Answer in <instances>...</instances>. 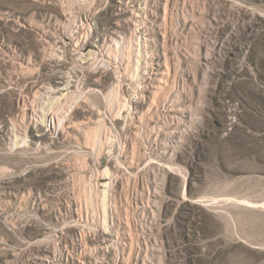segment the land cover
<instances>
[{
  "label": "rangeland",
  "instance_id": "obj_1",
  "mask_svg": "<svg viewBox=\"0 0 264 264\" xmlns=\"http://www.w3.org/2000/svg\"><path fill=\"white\" fill-rule=\"evenodd\" d=\"M0 264H264V0H0Z\"/></svg>",
  "mask_w": 264,
  "mask_h": 264
},
{
  "label": "bare ground",
  "instance_id": "obj_2",
  "mask_svg": "<svg viewBox=\"0 0 264 264\" xmlns=\"http://www.w3.org/2000/svg\"><path fill=\"white\" fill-rule=\"evenodd\" d=\"M82 30H85V33L87 34L88 33V31L86 30V28L85 27H82L81 28ZM88 35V34H87ZM88 37V36H87ZM117 41V40H116ZM118 51V50H117ZM115 53V52H114ZM118 58V57H117ZM109 62V61H108ZM159 64V63H158ZM164 65H165V63H163ZM136 66V65H135ZM159 66V65H158ZM157 68V67H156ZM117 69V68H116ZM161 69H162V67H160V69H158V72H156L154 75V77H152L150 74L152 73L149 69H147L146 68V66H142V65H139V66H137L136 67V69L135 70H139V73H140V70L143 72L142 74H141V77L139 78L140 79V81H139V83L140 84H138L137 86H136V92H138V94H139V96H137V98H136V100H134V101H132V102H135V104L134 103H131V101L130 100H128V105H129V108H131V110H132V106L133 107H137L138 108V105H139V103H143V104H147V103H149V101H148V99H149V97H150V95L152 96V94H154L153 95V99H150V100H152V103L154 104L155 103V100H156V96L159 94V93H161L162 91H163V89L165 88V80H163V78L164 77H166L167 75L166 74H168L169 73V69H168V65L166 64V71H164V72H162L161 73ZM168 69V70H167ZM154 70V69H153ZM160 70V71H159ZM154 72V71H153ZM162 74V77H160V75ZM160 83V84H159ZM119 83H117L113 88H112V90H111V93L112 94H119L120 93V90H119ZM123 90V89H122ZM110 93V92H109ZM111 95V94H110ZM149 95V96H148ZM126 97V96H125ZM127 98V97H126ZM112 103V102H111ZM150 103H151V101H150ZM134 104V105H133ZM153 104H150L151 106L153 105ZM154 106V105H153ZM162 107H164V106H162ZM136 109V108H135ZM163 109V108H162ZM156 110H159V107H157L156 106ZM156 110H155V112H156ZM180 110L182 111V107H180ZM135 111V110H134ZM24 112H26V111H24ZM133 112V111H132ZM183 112V111H182ZM182 112H181V115H182ZM134 113V112H133ZM143 113V115L145 114L144 112H142ZM161 113V112H160ZM123 114V113H122ZM136 114V113H135ZM158 114H159V112H158ZM51 115H52V113H51ZM54 115V114H53ZM132 115V113H129L128 115H127V117L125 118V126L126 127H128V126H131V125H134L135 124V118H138L137 116L138 115H133V116H131ZM142 115V114H141ZM63 116V115H62ZM146 116V115H145ZM144 116V117H145ZM55 117V116H54ZM150 117V116H149ZM158 117V116H157ZM157 117H156V119H157ZM154 118H155V116H154ZM44 119V118H43ZM124 119V118H123ZM139 119H141V118H139ZM143 119V118H142ZM142 119H141V122H142ZM59 120V124H60V126H61V124H62V122H64L63 120L64 119H58ZM180 120H181V118H180ZM45 121V120H44ZM47 121H48V126H49V128L47 129V131L48 132H54L55 130H57V125H56V123L54 122L55 120H53V116L52 117H50V114L48 115V119H47ZM47 123V122H46ZM58 123V122H57ZM144 124V123H143ZM142 124V125H143ZM123 125V124H122ZM38 126V125H37ZM137 126V125H136ZM144 126V125H143ZM142 126V127H143ZM36 127V126H35ZM129 128H131V127H129ZM61 130V129H60ZM48 132H45L44 131V129H42V127L41 128H38L37 129V134H34V135H36V139H39V141H40V139L41 138H43V137H47V136H49L48 134ZM87 133V132H86ZM53 134V133H52ZM88 140H93V141H98V137L97 136H95L94 134L95 133H93L92 131H89L88 133ZM86 134V135H87ZM79 142V141H78ZM17 143V142H16ZM138 150V149H137ZM129 225V224H128ZM130 228V227H129ZM131 229V228H130ZM131 234V233H130ZM133 234V233H132ZM132 238H133V236L132 235H130ZM42 259H44V257H41Z\"/></svg>",
  "mask_w": 264,
  "mask_h": 264
}]
</instances>
